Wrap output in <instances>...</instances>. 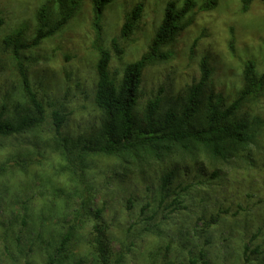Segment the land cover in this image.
<instances>
[{"label":"rangeland","instance_id":"1","mask_svg":"<svg viewBox=\"0 0 264 264\" xmlns=\"http://www.w3.org/2000/svg\"><path fill=\"white\" fill-rule=\"evenodd\" d=\"M185 1L111 0L99 11L95 0H76L75 13L61 30L21 51L31 86L46 102L48 113L59 109L66 114V131L92 130L101 117L95 102L98 47L111 51V72L121 77L124 67L148 50L168 4L174 2L181 8ZM194 1L191 24L163 48L172 56L144 70L140 107L161 90L162 96L171 95L198 81L203 57L211 66L215 93L229 105L244 88L245 67L251 61L262 78V88L258 97L243 105L241 112L250 117L259 115L263 122L255 129L258 140L247 149L251 159L241 161L235 169H226L221 178L211 183L202 176L194 177L192 171L179 177L174 185L188 186L180 193L181 202L160 210L156 218L160 232H156L161 236L141 234L131 260L145 264L149 246L164 245L170 239L178 245H188L195 254L211 236L213 241L206 248L205 257L208 264H246V257L248 264H264V1H253L246 11L242 0H216L210 9L204 8L208 0ZM58 4L57 0H0V108L5 104L7 114H17V106L25 105L27 99L12 46L5 39L21 31L24 39L31 41L39 10L45 8L55 20ZM139 4H143L140 18L124 39L123 25ZM115 38L122 54L113 46ZM50 121L34 131L0 138L4 145L0 148V163L17 150L35 153L27 171L15 168L0 177V208L6 213L9 202L26 196L32 197L31 207L37 213L48 203L53 186L66 184L65 176L58 172L61 158L48 148L52 136ZM94 162L89 173L93 202L104 207L103 218L110 224L113 237L121 238L130 224L153 213V207L142 215L140 209L149 201L155 202L148 185L155 188L156 184L151 176L144 181L137 171L120 177L117 158L95 157ZM6 187L8 192L4 191ZM128 198L135 203L130 209ZM18 208L20 205L16 204ZM204 215L207 220L216 217L217 221L207 227L201 220ZM140 228L136 226L135 230ZM200 242L202 245L198 246ZM246 242H250V250L243 255ZM114 246L118 249L116 241ZM173 254L179 256L177 252Z\"/></svg>","mask_w":264,"mask_h":264},{"label":"trees","instance_id":"2","mask_svg":"<svg viewBox=\"0 0 264 264\" xmlns=\"http://www.w3.org/2000/svg\"><path fill=\"white\" fill-rule=\"evenodd\" d=\"M57 1L55 20L45 8L39 10L31 41H26L21 31L5 39L6 44L12 46L27 101L25 105L17 106L19 111L14 115L5 112V104L1 106L0 138L34 131L50 119L52 136L48 148L61 158L58 172L65 176L66 184L54 185L47 197L48 203L37 213L31 207L30 196L9 202L5 208L7 213L0 208V264H135L131 257L138 247L140 235L161 236L156 232L159 231L158 213L181 202V191L188 189V186L174 185L179 177L190 175L192 171L194 177L202 176L211 183L221 178L226 169H235L241 161L251 159L247 149L258 140L255 129L263 120L259 115L250 117L242 113L241 108L249 99L259 96L262 78L256 74L254 63L249 61L244 71V88L232 103L226 105L224 97L214 91L212 69L208 59L203 57L198 81L171 95L162 96L161 90L140 107L144 70L168 60L172 54L163 48L192 22L191 14L196 8L194 0H186L181 8L171 2L148 50L128 63L121 77L117 78L111 72V51L98 47L95 102L101 117L90 131H66V114L59 109L48 113L46 102L31 86L21 58L23 49L53 36L74 15L76 0ZM253 1L242 0L243 9L248 10ZM110 2L95 0L96 8L102 11ZM215 4L216 0H208L204 8L210 9ZM142 8L143 4H139L128 16L122 38L130 36ZM113 46L118 54H122L117 38ZM3 146L0 139V148ZM34 155L32 151L21 150L7 154L0 163V177L15 168L27 171ZM95 157L117 158L120 161L117 175L120 177L137 171L144 181L151 176L156 184L155 188L148 185L154 192L155 202L149 201L140 209L141 214L153 207V213L149 216L141 214L142 218L130 224L121 238L113 237L110 224L103 218L104 207L93 202L89 173L95 167ZM194 168L197 171H193ZM4 191L9 189L6 187ZM128 202V209L135 205L132 198H128ZM16 204L20 205L17 210ZM201 220L207 227L217 221L216 217L207 220L205 215ZM136 226L141 227L139 231L135 230ZM115 241L118 249L114 246ZM212 241L211 236L205 239V248H199L195 254L188 245H178L173 239L164 245L152 244L145 253H148L145 264H208L206 248ZM243 250V255L250 250V242L243 244ZM185 251L187 254L183 255ZM255 251L259 252L258 248ZM244 260L249 263L248 257Z\"/></svg>","mask_w":264,"mask_h":264}]
</instances>
